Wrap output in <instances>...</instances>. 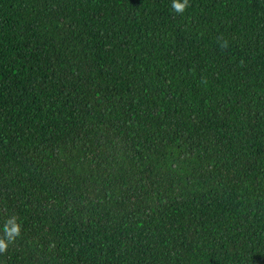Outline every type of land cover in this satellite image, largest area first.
<instances>
[{
    "label": "trees",
    "instance_id": "1",
    "mask_svg": "<svg viewBox=\"0 0 264 264\" xmlns=\"http://www.w3.org/2000/svg\"><path fill=\"white\" fill-rule=\"evenodd\" d=\"M13 216L0 264H264V0H0Z\"/></svg>",
    "mask_w": 264,
    "mask_h": 264
},
{
    "label": "clouds",
    "instance_id": "2",
    "mask_svg": "<svg viewBox=\"0 0 264 264\" xmlns=\"http://www.w3.org/2000/svg\"><path fill=\"white\" fill-rule=\"evenodd\" d=\"M187 5L188 0H170V8L175 13H183ZM20 227L21 225L16 221L14 216L8 219L2 228L4 237H0V251H3L5 248H7L8 243L15 236L19 235Z\"/></svg>",
    "mask_w": 264,
    "mask_h": 264
}]
</instances>
